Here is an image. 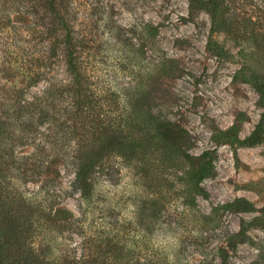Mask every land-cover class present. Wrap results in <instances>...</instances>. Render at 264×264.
I'll return each mask as SVG.
<instances>
[{"label":"rangeland","instance_id":"1","mask_svg":"<svg viewBox=\"0 0 264 264\" xmlns=\"http://www.w3.org/2000/svg\"><path fill=\"white\" fill-rule=\"evenodd\" d=\"M45 4L0 0V160L16 207L24 214L58 205L72 211L76 223L56 242L74 254L87 227L134 220L158 176L172 178L175 167L160 172L147 156L137 163L112 156L99 169L88 205L79 203L72 180L82 142L78 119L107 124L111 114L133 107L125 98L136 93L138 107L186 130L187 152L206 151L214 164L192 215L195 208L202 214L215 208L219 227L179 252L176 234L155 227L149 243L167 244L168 254L147 252L154 264H197L204 250L236 233L242 219L264 211V128L257 142H244L264 113L253 83L264 82V0H69L89 94L82 106L63 91L68 75L59 38L47 29ZM188 226L195 234V225ZM51 232L37 230L34 238L41 242L55 236ZM245 234L227 246L232 264L253 260L263 245L264 227Z\"/></svg>","mask_w":264,"mask_h":264},{"label":"trees","instance_id":"2","mask_svg":"<svg viewBox=\"0 0 264 264\" xmlns=\"http://www.w3.org/2000/svg\"><path fill=\"white\" fill-rule=\"evenodd\" d=\"M68 1L45 0V10L51 21V27L47 29L56 33L57 40L59 38L60 41L59 49L68 75L63 91L71 94L74 102L81 105L87 102L89 94L86 92L87 78L81 70V42L73 30ZM253 83L264 105V82L254 79ZM125 99L133 107H124L115 115L111 114L107 124L86 115L77 121L78 127L82 128L78 130L82 142L78 145V155L73 160L72 182L78 191L79 203L88 205L91 201L99 169L112 156L122 157L130 163L143 161L147 156L155 162L156 168H160V172L162 167H175L172 178L163 174L158 176L159 182L154 195L140 201L134 220H110L95 228L87 227L79 242L80 247H77L79 252L74 254L69 253L67 248H60L56 238L58 233H63L65 228L74 225L77 217L60 205L49 207L44 213L24 214L10 196L3 173L4 165L0 160V264H154L159 262L151 261L147 252L152 250L154 255L162 252L164 258L168 254L164 251L167 244H157L154 248V244L149 243L152 241L150 232L155 227L160 226L166 232L176 234V246L173 248L175 252L191 243L202 244V240L210 236L208 231L219 227L215 208L207 214H202L195 208V213L198 214L192 215L196 194L204 192L201 182L212 175L214 170V164L207 152L194 157L183 147V142L188 140L185 129L174 128L169 120L158 118L148 108L138 107L136 93ZM263 125L264 113L244 138V142H257ZM194 158H197V163ZM53 162L48 161L45 167L51 168ZM44 163L39 160V165ZM169 180L173 183L165 184ZM175 186L177 189H174ZM87 209L84 208V212ZM190 214L194 217L193 220ZM189 224L193 227L195 225V234H188ZM251 226L264 227V211L249 219H242L239 230L233 234L226 233L209 250H204L197 264H232L227 246L232 240L244 241L246 230ZM43 229L49 234L54 231L55 236L39 242L34 236L36 237L37 230ZM131 230L134 234H130ZM202 247L205 248V245ZM162 264L167 263L163 261ZM246 264H264V240L254 259Z\"/></svg>","mask_w":264,"mask_h":264}]
</instances>
